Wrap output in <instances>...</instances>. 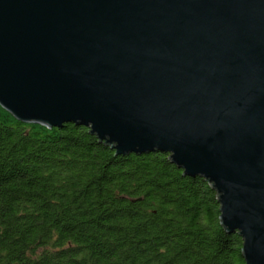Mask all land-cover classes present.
I'll use <instances>...</instances> for the list:
<instances>
[{
    "label": "water",
    "instance_id": "1",
    "mask_svg": "<svg viewBox=\"0 0 264 264\" xmlns=\"http://www.w3.org/2000/svg\"><path fill=\"white\" fill-rule=\"evenodd\" d=\"M0 108L168 155L264 264V0H0Z\"/></svg>",
    "mask_w": 264,
    "mask_h": 264
},
{
    "label": "trees",
    "instance_id": "2",
    "mask_svg": "<svg viewBox=\"0 0 264 264\" xmlns=\"http://www.w3.org/2000/svg\"><path fill=\"white\" fill-rule=\"evenodd\" d=\"M102 144L0 108V264H244L203 179Z\"/></svg>",
    "mask_w": 264,
    "mask_h": 264
}]
</instances>
